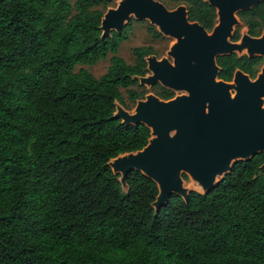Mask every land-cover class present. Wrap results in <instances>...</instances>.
<instances>
[{
	"label": "trees",
	"instance_id": "trees-1",
	"mask_svg": "<svg viewBox=\"0 0 264 264\" xmlns=\"http://www.w3.org/2000/svg\"><path fill=\"white\" fill-rule=\"evenodd\" d=\"M169 1L213 26L216 11L202 0ZM108 5L0 2V264H264V154L236 163L207 195L171 196L158 213L153 181L133 171L126 193L107 165L149 141L147 127L114 113L115 101L127 107L122 90L134 105L148 94L137 78L156 54L135 48L133 65L117 55L134 20L102 39ZM239 15L264 27V2ZM109 54L102 77L76 71Z\"/></svg>",
	"mask_w": 264,
	"mask_h": 264
},
{
	"label": "water",
	"instance_id": "water-1",
	"mask_svg": "<svg viewBox=\"0 0 264 264\" xmlns=\"http://www.w3.org/2000/svg\"><path fill=\"white\" fill-rule=\"evenodd\" d=\"M106 1L115 6L102 16V39L122 34L134 20L171 40L162 59L156 54L145 58L148 72L137 80L148 91L161 84L176 93L164 100L149 92L132 110L115 101L114 118L122 125H144L150 131L145 147L107 164L124 192L129 191L128 175L141 173L158 187L152 204L158 213L173 195L186 202L192 192L207 195L235 163L264 153V66L254 82L237 72L235 83L227 84L218 80L216 63L218 56L235 52L264 57V31L259 38L245 34L239 43L229 40L240 23L238 14L264 0H202L215 9L219 22L211 34L189 20L183 4L169 9L160 0Z\"/></svg>",
	"mask_w": 264,
	"mask_h": 264
},
{
	"label": "flooded vegetation",
	"instance_id": "flooded-vegetation-1",
	"mask_svg": "<svg viewBox=\"0 0 264 264\" xmlns=\"http://www.w3.org/2000/svg\"><path fill=\"white\" fill-rule=\"evenodd\" d=\"M183 5H185V4H183ZM178 6L179 5H177L176 7H178ZM188 12H189V10H188ZM240 13H242V12H240ZM239 14H238V17H239V22L240 23L238 25L234 26V29H233V32H232V36L230 37L229 40L232 43H239L242 40V38L244 37L245 34H247L250 38H259V37H261V35H262L263 31H264V27H259V26L252 27L253 26L252 20L251 19L242 18V17H240ZM191 22H196V21H191ZM218 24H219V22H218V19L216 17L213 26L210 29H206L205 28V30L209 34H211V33H213L215 27ZM162 37H164V36L161 35V38ZM166 39H168V38H166ZM169 48H170V46H169ZM166 54H167V52H166ZM163 57H161V58L158 57V58L162 59ZM216 63H217V66L219 68L218 77H217L219 81H223V82H225L227 84H234L235 83V76H236L237 72H239L242 75L247 76L249 78L250 82H254L258 78V76H259V74H260V72H261V70H262V68L264 66V57H261V56H258V55L254 56V57H250V56H248V54L246 52H243L242 54H239L238 52H235V53H232L230 55L218 56L216 58ZM224 72H227V74H224ZM228 72H231V75H228ZM144 88L146 89V87H144ZM154 88H156V90H158V91H160V89H163V90L168 91L169 92L168 94H173L171 98L164 99V98L158 96L155 93L161 99L170 100V99H172V98H174L176 96V93L174 91L163 87L161 84H157V85L152 87V89H154ZM231 95L235 96L236 95V91L235 90H231ZM262 154H264V153H262ZM256 156H254V157H256ZM253 158H251L250 160H252ZM250 160H248V161H250ZM243 162H246V161H243ZM263 165H264V163H263Z\"/></svg>",
	"mask_w": 264,
	"mask_h": 264
},
{
	"label": "rangeland",
	"instance_id": "rangeland-1",
	"mask_svg": "<svg viewBox=\"0 0 264 264\" xmlns=\"http://www.w3.org/2000/svg\"><path fill=\"white\" fill-rule=\"evenodd\" d=\"M76 0H72L74 3ZM162 1L169 9H174L177 5L171 3L169 0H160ZM115 2L109 3L108 7H114ZM99 9L106 11L107 8L100 7ZM155 29L147 22H137L132 21V27L129 31V40L124 41L118 50L117 55L121 57L127 64L133 65L135 63L134 49L139 47H152L156 55L161 58L166 55L167 50L169 49L171 40L164 37L158 38L155 36ZM112 55L109 54L105 60L100 61L94 66H78L76 71H79L81 68L88 70L94 77H102L108 70L111 65L110 59ZM134 89H137L134 87ZM141 91V90H139ZM149 92L155 93V89H151ZM123 97L126 103V108L132 110L134 108V103H132L125 90H122Z\"/></svg>",
	"mask_w": 264,
	"mask_h": 264
}]
</instances>
